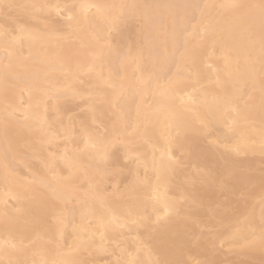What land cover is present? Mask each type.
Returning <instances> with one entry per match:
<instances>
[{
	"label": "bare ground",
	"instance_id": "obj_1",
	"mask_svg": "<svg viewBox=\"0 0 264 264\" xmlns=\"http://www.w3.org/2000/svg\"><path fill=\"white\" fill-rule=\"evenodd\" d=\"M21 2L60 5L59 10L55 7L37 10L34 17L47 13L63 20L60 24L51 21L34 25L25 20L31 35L14 32L12 34L17 37L14 43H6L4 31L11 32L15 25L0 22V74L6 64L13 65L7 96L0 91V213L6 204L9 211L14 207L22 209L20 214L14 213L20 217L15 227L6 228L0 216V245L15 243L20 246L22 240L23 251L13 258L27 260L29 264L43 260L49 264H63L66 259L75 261V264H114L117 256L112 254L113 240L120 233H125L128 244L132 245L131 237L139 235L144 239L143 233L148 237L151 232V239L144 240L154 249L159 250L164 242L172 241L177 249L183 248V256L196 254L190 249L183 233L198 215L181 208L179 215L170 214L166 220L157 223L156 217L162 213H153L152 198L160 195L170 200L183 198L186 202L200 203L205 198L198 190L201 187L188 190L183 185L176 187L172 182L173 177H196L197 167L211 169L217 177L216 182L221 181L225 168L234 169L237 178L225 183L235 192L237 188L244 187L240 177L245 173L238 168L246 162L236 159L234 155L264 154L261 149L262 102L258 81L255 90L247 86L244 100L236 105V111L229 108L225 117L221 105L225 92L232 91L231 81L244 82L251 47L247 34L228 9L219 7L206 10L203 17L199 11L188 10L187 31H183L174 43L166 31L169 25L167 10L141 8L135 10L134 15H129L133 10L126 9L122 17L119 9L105 10L102 15L95 8L82 10L77 7L76 18L69 22L63 6H219L234 2L254 3L257 0H0V3ZM144 12L152 16L151 22L145 21ZM128 17H137L139 22L132 37L135 45L129 44L130 38L127 36L132 31L128 33L129 28L122 26ZM209 20L222 29L214 34L213 39H207L204 35ZM130 21L125 23L130 25ZM61 24L66 26L67 35L66 29L60 28ZM221 36L224 37L222 43ZM68 38L74 41L63 42ZM225 56L230 61L231 80L223 71ZM78 64H88L94 71H79ZM101 70L102 75L98 76ZM88 95L91 97L80 104L86 107L82 115H72L70 111L74 108L61 101L64 96H70L73 101ZM49 98L51 101H48ZM6 109L7 113L15 111V115H6ZM171 116L187 127L179 140L186 148L191 146L194 153L193 173L189 177L182 169L171 171L161 165V152L166 147L163 136ZM6 119L7 129L4 125ZM201 121L209 125L210 134L207 137L211 139V147L198 144V139L204 137L198 134L203 127ZM105 127L110 132L115 129L132 149L128 156L133 163L129 169L132 175L120 189L128 186L133 199L105 201L101 198L110 192L106 191V176L101 181L95 175L99 161L96 151L85 147V132L94 136ZM64 128L71 130L69 135H64ZM52 130L60 135L50 143ZM20 142H25V151L19 150ZM153 144L158 149L155 156ZM176 149L180 151L178 145L173 144L171 151L174 158L177 157ZM52 153H55V173L67 177V181H52L53 172L46 166L52 162ZM65 154L66 158L78 162V167L72 169L71 173L60 158ZM215 154L223 161L220 166ZM120 156L125 158L123 147L112 153L110 161L116 163ZM30 157L38 159V164H33ZM163 159L166 163L167 156ZM145 164L148 166L147 183L133 188L132 181L137 176L144 180ZM93 176L94 183H99L103 190L101 196L95 193L85 195L88 180ZM257 177L256 184L260 180ZM42 181L52 183L58 190L52 191ZM117 182L112 183L111 192ZM209 184L202 183V188ZM258 195L259 186L255 188L251 201L239 207L237 215L209 209L211 216L212 210H216V219L224 224L226 229L219 232L217 240L230 251L248 252L251 255L261 249L258 246L241 248L248 231L246 217L254 213L259 221L260 206L253 202ZM145 202L148 205L147 214L151 217L147 228L142 226L129 235L126 229L111 221L115 214L123 222L129 218L130 205ZM132 211L134 213L135 209ZM151 229L156 231L152 232ZM52 237H55L65 255L58 254L56 245L50 243ZM107 253L104 259L102 256ZM7 260L8 257L0 253V261L7 264Z\"/></svg>",
	"mask_w": 264,
	"mask_h": 264
},
{
	"label": "snow or ice",
	"instance_id": "obj_2",
	"mask_svg": "<svg viewBox=\"0 0 264 264\" xmlns=\"http://www.w3.org/2000/svg\"><path fill=\"white\" fill-rule=\"evenodd\" d=\"M55 7L60 9V5H46V4H27V3H0V12H3L7 17L6 23L15 25L11 32L8 30L4 31V36L6 37V43H14L17 37L13 35L14 32H19L21 35H31V29L27 27L25 22V17L34 16L35 12L44 11ZM79 7L80 9H91L95 8L96 11L103 15L105 10L111 11L113 9H119L120 15L123 17L125 15V10H133L129 12V15H134L135 10L143 9H164L167 10L169 25L166 29L169 37L175 43L179 40L180 35L183 31H187L186 19L188 10L193 12L199 11L203 17L206 10L219 7L223 9H228L232 15L238 19L239 26L247 34L250 41V49L247 59L246 73L244 77V82L241 84L239 81L232 80V91L225 92L224 97L221 98V105L223 107L224 115L227 116L229 108L232 111H236V105L244 100L247 92V86L250 85L252 90H255L257 81L259 83V90L261 93L262 102V114H261V149L264 151V0H257L254 3H230L227 5H201V4H186V5H171V4H159V5H125V4H112V5H64L63 9L67 11V20L69 22L76 18L75 9ZM182 10V11H181ZM143 18L146 22L152 21V16L148 12L142 13ZM71 27V25H69ZM217 31H222L216 24L211 20L207 22L204 28V35L207 39H213L214 34ZM11 37L10 39H7ZM224 41V37L221 36L220 42ZM259 48L258 55L256 54V48ZM224 68L226 76L231 80L232 72L230 70V61L227 56L224 57ZM13 65L11 63L4 66V71L0 74V91H2L7 96V91L9 88V80L13 76L12 72ZM78 70L84 73H92L94 71L93 67L88 64H78ZM98 76L102 75V70L97 73ZM219 82V78H218ZM195 103V100H192ZM6 115H15V111L12 113H7ZM27 116L24 117L27 120ZM202 129L199 130L198 134H202L205 139L210 134L209 125L204 121H201ZM5 129H7V119L4 121ZM70 129L64 128V135L70 134ZM187 127L182 124L175 116H171L166 124V131L163 136L165 141V150L161 152V165L168 168L171 171H176L183 169L188 165V162L192 159L194 153L191 146L187 148L183 143L180 142L182 132H186ZM60 133L57 131H50L49 142H54ZM119 133L115 132L113 129L111 132L105 127L103 131H97L94 136L93 134L85 132L86 140L85 147L92 148L96 151L99 164L96 166L95 175H98L103 180V177L108 175L107 165L110 163L111 155L114 151H118L120 147L125 150V159H128L129 153L131 152V147L129 143L125 142L120 138ZM173 144L178 145L181 156L173 157L171 146ZM155 151L158 150L155 144L152 145ZM52 156V162L49 170L53 172L52 181L59 183L61 181H67V177L58 176L55 173V153L50 154ZM167 156V162L165 163L163 157ZM64 160L65 167L71 170L78 167V162L65 156L60 157ZM103 165L104 167H101ZM118 167V165L116 166ZM155 160H153V168L155 169ZM148 166L145 164V177L141 181L139 176H137L132 181V187L138 186L142 183H147ZM87 175V173H86ZM237 178V173L234 169L225 168L222 174L221 187H227L228 184L225 182H231ZM196 179L202 183H215L217 177L213 175L211 169H199L197 172ZM95 176L88 180V191L85 195L95 193L97 196H101L103 190L100 188L99 183H94ZM241 182L244 184L245 188L248 190V195L251 197L254 195V190L256 188L255 177L251 174H245L240 177ZM46 187H49L52 191H57L58 189L54 187L52 183H46L42 181ZM105 201L109 199H115L119 201H125L133 199L129 194V187L126 186L125 189H120V187L114 186L112 192L106 193L101 196ZM154 202L152 203L153 213H162V215H157L156 222L166 220L170 214L179 215L181 211L180 201L170 200L167 197H161L156 195L152 198ZM259 221L257 222L255 214H250L246 217V227L247 235L244 237L245 243L241 245V248H255L260 247L264 249V171H262L259 180ZM147 203H133L130 205L129 218H126L121 222L120 218L115 214L111 217V221L117 224L120 228L126 229V232L130 235L132 231L138 230L140 227L147 228V224L151 217L147 214ZM135 209L133 213L132 209ZM227 211V209H224ZM22 209L19 207H14L12 211H9L7 204L0 216L3 218V222L6 228L15 227L20 222V217L15 214H20ZM213 216L210 218L209 222L203 224L200 230V236L196 237L199 242L201 239L207 245H210L213 249L215 248V241L219 238V234L216 228L212 225L211 220L216 219V210H212ZM152 232L156 229H152ZM149 239H151V232L149 233ZM133 244L129 245L127 240L128 236L125 233H120L117 238L113 240L114 247L112 249V254L117 256L114 264H193L192 260L186 259L183 256V248L177 249L174 242L168 241L164 242L159 250L154 249L146 240L141 239L139 235L131 237ZM51 244L56 245L58 254L65 255L60 250L59 244L56 242L55 237L50 240ZM23 251V241L21 240V245L18 246L15 243L10 245H0V253L8 257L7 264H29L27 260L14 259L19 252ZM0 264H4L0 261ZM32 264H49L48 261H32ZM53 264H59V262H53ZM63 264H75V261L64 260ZM195 264H218L216 261H210L207 259L196 260ZM221 264H227V262H221ZM232 264H245V262H232Z\"/></svg>",
	"mask_w": 264,
	"mask_h": 264
},
{
	"label": "rangeland",
	"instance_id": "obj_3",
	"mask_svg": "<svg viewBox=\"0 0 264 264\" xmlns=\"http://www.w3.org/2000/svg\"><path fill=\"white\" fill-rule=\"evenodd\" d=\"M6 20L7 17L3 12H1L0 22L4 21V24H6ZM25 20H27V22L31 23L32 25H34L35 23L41 24V22L47 24V23H51V21H56V23L60 24V21L62 23L63 18L52 14L47 15V13H42L40 17L29 16V17H25ZM128 20L129 21L131 20L130 21L131 23H128L130 25H127V23H125ZM123 25H126L127 29L129 28L128 33L129 31H132L130 32L129 35H127L130 38V40L127 39L126 44H128V40H129V44L135 45V42L133 41L132 37L135 36L137 30L136 27L138 28L139 26L138 18L133 17L132 19V17H128L126 18V20H124L122 26ZM60 28L62 30L66 29L65 34L67 35L68 32L66 26L64 24H61ZM111 33L114 34L113 31ZM72 41H74L73 38L63 39V42H72ZM87 97L90 98L91 96L88 95L86 97L72 101L70 96H64L61 98V101L62 103L68 105L70 108H74L73 110L70 111L72 115H82L86 111V107L85 105L80 106V104L84 103ZM48 101H51V99L49 98ZM201 138L198 139L199 145H201L202 147L203 146L208 147L209 145V147H211L210 145L211 139L209 137H207V139H205L204 137ZM25 145H26L25 142H20V144L18 145L19 150L25 151ZM175 151L177 157H180L181 151L177 149ZM119 153L121 154V151H119ZM215 155H216L215 160L217 162V165L220 166L223 161L221 157L218 156V154ZM234 157L235 158L237 157L240 160L243 159V161L247 163L246 164L242 162L243 165H240L238 168L240 171H242L245 174L251 173L255 178L258 176L257 178L260 179L261 173L262 171H264V154L246 153L243 155L242 154H239L237 156L234 155ZM29 159L31 162H33V164L34 163L38 164L39 162L38 159L33 157L32 158L30 157ZM246 160H248L249 163ZM116 161H117L116 163H112L110 161V163L107 165L108 175H106V183H105L107 192H111L112 183L115 180H118L117 185L121 188L126 183H128L132 175L131 171L129 170L130 167L133 165L131 159L126 160L124 157L120 156L119 159ZM117 165L118 167H116ZM193 167H194V163L191 159L188 162V165L184 167L182 170L181 169L180 170L189 177V174L193 173ZM19 168L22 167L20 166ZM199 169L201 168L200 167L196 168L197 171ZM116 177H118V179H116ZM172 182L174 186L178 187V185H183L188 190L201 187V189H198L200 191V195L205 196V198L201 199L200 203L198 204L192 201L186 202L185 199L183 198L179 200L180 205H182L181 206L182 209L192 213H196L198 215L194 220L191 221L192 225L189 226L188 228H185V232L183 233L184 235H186L190 249L196 251V254H192L191 256L184 254V258L192 260L193 264H195L196 260H203V259L216 261L218 262V264H221V262H227V264H232V262H245V264H264V249H257V251L259 250L258 252L255 251V253L253 252L250 255V253L248 252L236 253L234 251H230L226 246H223L221 242H218V240L215 241L214 249L210 245L204 243L202 239L199 242L196 240V237L200 236V230L203 227V224L209 222L210 218L212 217L209 214L210 211L209 209L212 208V209H217L219 211H224V209H227V211L225 212H227L229 215L232 216L238 214L240 209L239 207L243 206L246 203V201L248 202L251 201V197H249L248 190L245 188V186L241 187L242 186L241 185L240 186L241 188H237L238 190L232 192L227 187H221V181L210 183L209 185L203 188H202V182L196 179V177L190 179L173 177ZM258 186H259V181H257L256 188ZM258 201H259V195L258 197L254 198L253 202L258 205L259 204ZM48 220L51 221V218H49ZM211 223L216 228L218 234H220L222 231H224V229H226L224 224L220 223V221L217 219L211 220ZM150 225L153 226L155 224L151 223ZM148 237L146 234L143 233L144 239L150 240ZM85 256L88 258L93 257L92 255L91 256L85 255ZM106 256H108V253L104 254L102 257L106 259L105 258Z\"/></svg>",
	"mask_w": 264,
	"mask_h": 264
}]
</instances>
